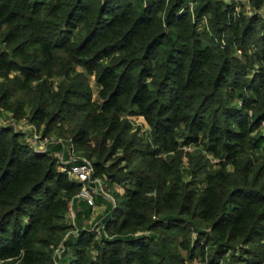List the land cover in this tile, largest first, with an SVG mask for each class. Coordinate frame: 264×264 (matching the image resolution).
Wrapping results in <instances>:
<instances>
[{
  "label": "trees",
  "instance_id": "obj_1",
  "mask_svg": "<svg viewBox=\"0 0 264 264\" xmlns=\"http://www.w3.org/2000/svg\"><path fill=\"white\" fill-rule=\"evenodd\" d=\"M230 1L0 0V112L121 198L71 232L60 144L0 125V264H264V0Z\"/></svg>",
  "mask_w": 264,
  "mask_h": 264
},
{
  "label": "built area",
  "instance_id": "obj_2",
  "mask_svg": "<svg viewBox=\"0 0 264 264\" xmlns=\"http://www.w3.org/2000/svg\"><path fill=\"white\" fill-rule=\"evenodd\" d=\"M231 1L234 3L233 15L234 17H238L240 15V8L237 6V0ZM243 1L245 2V14L251 15L252 8L249 4V1ZM262 11H264V3L259 11L261 15H263ZM237 55H241L240 50H237ZM1 114H6L7 118H3ZM0 125L4 127H12L16 132H20L22 138L25 139L28 148H30V150L35 153L44 152L46 146L51 143V139L48 140L49 137L47 135H42L41 131L40 135H38L35 125L33 123L27 122L24 117L13 120L9 113L0 112ZM54 138L56 139L54 143L60 144V150L52 153L56 155V158L58 157L56 170L64 173L67 179L70 181H74L78 184L77 192L69 200H67L65 212V219L72 227L71 232L76 233L77 229L74 227V202L82 201L90 210V215L91 212H93L95 215L97 213L104 214L105 206H103V209L96 203V198L98 197H102L107 200L109 202V206L111 205L113 209L116 208L117 203L112 196L105 193V187L102 180L93 175V167L91 162L87 158L77 155L74 150V146L69 140L56 137ZM100 220L101 218H98L97 221L93 220L91 217L90 225L87 228V231L92 235L94 240L97 239L101 234L104 235ZM59 249H61L60 246L56 247L53 251V254Z\"/></svg>",
  "mask_w": 264,
  "mask_h": 264
},
{
  "label": "rangeland",
  "instance_id": "obj_3",
  "mask_svg": "<svg viewBox=\"0 0 264 264\" xmlns=\"http://www.w3.org/2000/svg\"><path fill=\"white\" fill-rule=\"evenodd\" d=\"M237 6L240 8V14H241V15H239V17H237V20L240 19V18H242V17L244 18L243 15H245V17H246L247 15L245 14V9L239 4V2H237ZM262 14L264 15V11H262ZM89 85H90V87L92 89V98H95V84H94L93 76L92 75L89 76ZM1 116L3 118H5V119L7 118L6 114H1ZM133 122H134V124L139 125L141 128H143L142 130H145L146 129V126H144L143 124L142 125L140 124L142 122L140 119L133 120ZM36 132H37L38 135H40V128H36ZM46 135L49 137L48 140L51 139L50 142L56 141V139L54 138V136H53L52 133H49V134H46ZM18 139H19V141L25 140L22 137H19ZM76 154L78 155L77 152H76ZM51 156H53L54 159H55V169H56L58 157L56 158V155H54V154H51ZM108 188L109 189L105 190V193H107L108 195L112 196L115 199V201H116V203L118 205L120 203L121 198H120V196L119 197H116L115 194H114L115 191L118 192V190L115 189V187H111V186H109ZM96 208H98V207H96ZM102 215H103V213H101V214H98L97 213L95 215L93 212H91V217L93 218V220H97L98 221V218H101ZM100 222H101V220H100ZM77 230H79V229H77ZM59 254H60V249L56 253L53 254L55 264H58ZM194 263L195 264H198L197 262H194Z\"/></svg>",
  "mask_w": 264,
  "mask_h": 264
},
{
  "label": "crops",
  "instance_id": "obj_4",
  "mask_svg": "<svg viewBox=\"0 0 264 264\" xmlns=\"http://www.w3.org/2000/svg\"><path fill=\"white\" fill-rule=\"evenodd\" d=\"M96 203L98 204L99 207L109 206V202L105 200L102 197L96 198ZM73 211H74V227L76 229H87L90 225V210L86 207V205L82 202H74L73 203Z\"/></svg>",
  "mask_w": 264,
  "mask_h": 264
}]
</instances>
